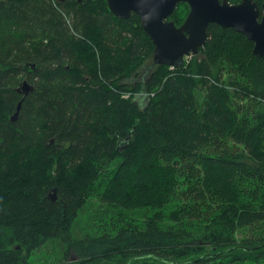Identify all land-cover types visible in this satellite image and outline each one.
<instances>
[{
  "label": "trees",
  "instance_id": "trees-1",
  "mask_svg": "<svg viewBox=\"0 0 264 264\" xmlns=\"http://www.w3.org/2000/svg\"><path fill=\"white\" fill-rule=\"evenodd\" d=\"M206 34L153 65L106 0H0V264H264V55Z\"/></svg>",
  "mask_w": 264,
  "mask_h": 264
},
{
  "label": "water",
  "instance_id": "water-1",
  "mask_svg": "<svg viewBox=\"0 0 264 264\" xmlns=\"http://www.w3.org/2000/svg\"><path fill=\"white\" fill-rule=\"evenodd\" d=\"M110 12L118 18L137 14L144 32L154 46L152 64L181 66L183 57L197 53L207 38L210 23L231 27L253 42L252 53L264 55V0L261 11L254 0H240L231 4L228 0H106ZM186 2L189 11L180 25L167 20L178 3ZM32 87L24 80L17 89L24 95ZM21 101L18 102L17 111ZM16 113L13 118L16 117Z\"/></svg>",
  "mask_w": 264,
  "mask_h": 264
},
{
  "label": "rangeland",
  "instance_id": "rangeland-1",
  "mask_svg": "<svg viewBox=\"0 0 264 264\" xmlns=\"http://www.w3.org/2000/svg\"><path fill=\"white\" fill-rule=\"evenodd\" d=\"M187 60H185V61H188L189 60V56L186 58ZM87 210L89 211L90 210V208H87ZM99 217H101V213L99 212ZM89 216H88V214L87 213H82V214H80L79 215V217H78V219L81 221V223L83 224V225H85L86 224V221H87V218H88ZM78 229H80L81 227H80V225H78V227H77ZM44 249V248H43ZM48 249H51V247H49ZM47 249V250H48ZM42 250V249H41ZM37 251L36 253H34V254H32L31 255V257H32V261L34 262V264H43L45 261H44V259H49V257H45L44 256V252H42V251ZM40 252V253H39ZM48 252L50 253V250H48ZM71 258H73V259H76L77 258V256H76V254H74V253H71Z\"/></svg>",
  "mask_w": 264,
  "mask_h": 264
},
{
  "label": "bare ground",
  "instance_id": "bare-ground-1",
  "mask_svg": "<svg viewBox=\"0 0 264 264\" xmlns=\"http://www.w3.org/2000/svg\"><path fill=\"white\" fill-rule=\"evenodd\" d=\"M118 159V158H117ZM117 161V160H116ZM119 161V160H118ZM102 190V189H101ZM104 190V189H103ZM99 192V191H98ZM89 193V192H88ZM95 194V193H94ZM88 195V194H87ZM98 195V194H97ZM86 196V195H85ZM90 196V195H89ZM92 196V195H91ZM95 196V195H94ZM97 198V197H96ZM60 199V198H59ZM87 199V198H86ZM62 200V199H61ZM84 200V199H83ZM84 202V201H83ZM88 203H90V202H88ZM106 203V202H105ZM175 203V202H174ZM85 204V203H84ZM101 204V203H100ZM87 205V204H86ZM99 205V204H98ZM173 205V204H172ZM170 206V205H169ZM165 207V206H164ZM168 208V207H167ZM171 208V207H170ZM138 210H140V209H138ZM162 210V209H161ZM173 210H175V209H173ZM77 211V210H76ZM75 211V212H76ZM172 211V210H171ZM77 213V212H76ZM138 213V212H137ZM148 213V212H147ZM151 214H153V212L151 213ZM161 214V213H160ZM164 214V213H163ZM134 215V214H133ZM138 215H140V214H138ZM144 215H146V213L144 214ZM154 215V214H153ZM156 215V214H155ZM122 216V215H121ZM151 216V215H150ZM149 216V217H150ZM166 216V215H165ZM128 217H130V216H128ZM138 218V217H137ZM152 218V217H151ZM162 218V217H161ZM123 219H125V218H123ZM133 219V218H132ZM168 219V218H167ZM115 220H116V218H115ZM118 220V219H117ZM135 220V219H134ZM158 220V219H157ZM131 221V220H130ZM133 221V220H132ZM126 222H128V220L126 221ZM136 222H138L137 220H136ZM171 222V221H170ZM192 222V221H191ZM121 223H122V221H121ZM123 223H125L124 221H123ZM133 223V222H132ZM141 223V222H140ZM144 223V222H143ZM169 223V222H168ZM77 224V223H76ZM109 224H110V222H109ZM113 224V223H112ZM137 224V223H136ZM135 224V225H136ZM188 224V223H187ZM192 224V223H191ZM117 225V224H116ZM137 226V225H136ZM76 228V227H75ZM107 228V227H106ZM110 229V228H109ZM116 229V228H115ZM163 229V228H162ZM77 230V229H76ZM69 231V230H68ZM105 231V230H104ZM114 231V230H113ZM110 232H112V231H110ZM73 233V232H72ZM83 234V233H82ZM71 235V234H70ZM74 235V234H73ZM73 237V236H72ZM76 238H78V237H76ZM50 240V239H49ZM74 240V239H73ZM47 243V242H46ZM51 243H53V242H51ZM50 243V244H51ZM238 244V243H237ZM255 245V244H254ZM62 246V245H61ZM252 246V245H251ZM250 246V247H251ZM256 246V245H255ZM238 248V247H237ZM48 249V248H47ZM63 249V248H62ZM242 251V250H241ZM256 251V250H255ZM259 251V250H258ZM246 252V251H245ZM36 253V252H35ZM40 253V252H39ZM237 253V252H236ZM30 254V253H29ZM32 254V253H31ZM47 254V253H46ZM56 254V253H55ZM242 254H243V252H242ZM249 254V253H248ZM247 253L245 254V255H248ZM49 255V254H48ZM60 255V254H59ZM30 256V255H29ZM50 256H51V254H50ZM50 256H48L49 258H50ZM243 256V255H242ZM250 256H252V255H250ZM58 257V256H57ZM249 257V256H248ZM251 258V257H250ZM248 259V258H247ZM261 259H262V257H261ZM250 260V259H249ZM251 260H254V259H251ZM260 260V259H259ZM264 260V259H263ZM56 262V261H55ZM44 263H46V261L44 262ZM62 264V263H61ZM259 264V263H258Z\"/></svg>",
  "mask_w": 264,
  "mask_h": 264
},
{
  "label": "flooded vegetation",
  "instance_id": "flooded-vegetation-1",
  "mask_svg": "<svg viewBox=\"0 0 264 264\" xmlns=\"http://www.w3.org/2000/svg\"><path fill=\"white\" fill-rule=\"evenodd\" d=\"M129 16V15H128Z\"/></svg>",
  "mask_w": 264,
  "mask_h": 264
}]
</instances>
